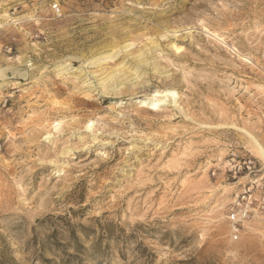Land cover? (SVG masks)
Returning a JSON list of instances; mask_svg holds the SVG:
<instances>
[{
    "label": "rangeland",
    "instance_id": "1",
    "mask_svg": "<svg viewBox=\"0 0 264 264\" xmlns=\"http://www.w3.org/2000/svg\"><path fill=\"white\" fill-rule=\"evenodd\" d=\"M256 143L264 0H0V264H264Z\"/></svg>",
    "mask_w": 264,
    "mask_h": 264
},
{
    "label": "built area",
    "instance_id": "2",
    "mask_svg": "<svg viewBox=\"0 0 264 264\" xmlns=\"http://www.w3.org/2000/svg\"><path fill=\"white\" fill-rule=\"evenodd\" d=\"M54 12L57 16H61V8L58 5L54 6ZM253 188V187H252ZM251 188L248 192L240 197L235 198V202L231 208L230 221L235 238L240 233L243 223L249 221L252 216L254 217L257 209L253 208V202L251 201ZM258 210L264 211V199L260 202Z\"/></svg>",
    "mask_w": 264,
    "mask_h": 264
},
{
    "label": "bare ground",
    "instance_id": "3",
    "mask_svg": "<svg viewBox=\"0 0 264 264\" xmlns=\"http://www.w3.org/2000/svg\"><path fill=\"white\" fill-rule=\"evenodd\" d=\"M161 95H163V94H157L156 96L159 98ZM164 96H165V94H164ZM167 96V95H166ZM154 98H155V96H154ZM158 100V99H157ZM159 102V101H158ZM160 102H161V100H160ZM162 102H164V101H162ZM161 102V103H162ZM147 104V103H146ZM151 104V103H150ZM157 104L159 105V103H153V106L152 107H156V109L157 108H159V107H157ZM257 142V141H256ZM256 147H257V149H258V152H259V156L261 157L260 159H262V161L264 162V150H263V148L259 145V144H257L256 143Z\"/></svg>",
    "mask_w": 264,
    "mask_h": 264
}]
</instances>
